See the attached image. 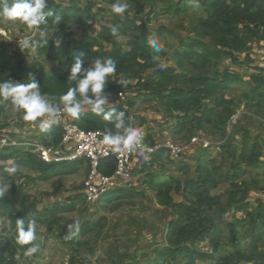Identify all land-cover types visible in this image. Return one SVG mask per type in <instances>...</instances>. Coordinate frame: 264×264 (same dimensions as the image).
Listing matches in <instances>:
<instances>
[{
	"label": "rangeland",
	"instance_id": "374dc122",
	"mask_svg": "<svg viewBox=\"0 0 264 264\" xmlns=\"http://www.w3.org/2000/svg\"><path fill=\"white\" fill-rule=\"evenodd\" d=\"M71 1L47 0V6L51 2L67 7ZM74 1L82 9L90 7L96 17L90 29L73 28L69 40L76 47L88 45L91 52L123 53L130 49L136 37L145 36L146 49L152 52L150 60L157 67L170 65L180 72L176 66V52L193 44L194 39L202 43L207 49L208 65L201 71H192V74L212 80H222L224 76L236 79L217 94L219 99L230 102L232 114L223 121L220 117L224 110L218 106L214 109L218 113L214 117L215 124H199L196 119L201 117L202 108L191 110L187 118L181 119L178 113L165 112L156 101L137 103L134 92L126 93L120 105L126 107L127 101H133L130 113L146 119L154 142H169L181 148L182 154L175 159L163 149L160 156L154 155L146 164L135 166L132 178L124 189H133L141 196L112 202L100 200L89 204L85 201L81 190L90 167L84 160L74 163L76 171L73 174H57L53 169L45 168L43 162L38 161L41 165L36 162L39 159L30 147H0V167L4 170L10 166V161L18 165L17 172L12 176L2 170L4 175H0V187L8 186L3 195L23 198L24 207H33L44 213L46 219L43 223L36 221L38 239L34 243L39 245V250L32 255L15 250L13 257L5 255L10 261L4 264H216L215 260L231 248L230 237L243 236L245 240L242 243L249 241L248 235L239 226L241 221H248L237 205L243 193L247 192L244 204L249 210L255 209L259 202L264 203V176L250 163L239 159L240 153H243L242 142L246 140L247 148L253 149L254 155L264 163V108L254 107L245 98L255 87L252 73L261 72L264 75V57L258 52L264 42L248 39L246 48L234 54L238 59V63L234 64L228 57L218 55V49L209 39L197 35L196 25L205 16L196 0H127L129 7L123 15L110 11V5L117 0ZM127 20L145 25L146 32L140 35L135 30L123 31L122 23ZM113 26L118 28L115 35L111 32ZM41 31L52 41L61 37V42L66 38L59 31L28 29L19 20L0 18V33L3 34L0 36L8 38V42L1 44L0 51L10 63L13 61V65L20 64L23 51L29 52L31 67L36 66L50 73L58 65L57 61L50 62L45 56H36L32 46L24 47L25 41H34L41 36ZM152 40L162 46L161 53L153 51ZM196 51L202 52L203 48L199 47ZM93 59L94 62L106 57L94 56ZM188 68L184 66L183 70L187 72ZM187 73L190 74V71ZM128 81L134 83L131 78ZM209 101L202 102V106L210 107ZM113 102L108 98L104 108L116 104ZM81 112H91L90 106H85ZM20 117L21 113L9 100L0 98V137L4 135L13 139L12 143L17 141L19 144L30 141L32 135L22 132L27 124L34 121L26 122ZM183 120L186 123L183 131L173 134L174 127ZM227 145L236 151L235 157H230L225 151ZM74 148L73 145L72 150ZM66 151L71 152V149ZM201 155L207 167H216L226 178L216 182L210 190L213 199L210 205L196 207L193 238L181 241L177 246L168 244L167 232L179 222L180 216L175 207L166 208L157 204L156 191L148 185L146 174L153 176L155 183H166L172 178L182 186L186 179H198L196 167ZM181 166L185 168L181 169ZM182 194V189L172 192L174 203L185 205ZM15 203L19 206L17 201ZM71 206L73 210H63ZM77 220L79 231L72 235L70 226ZM213 229H219L218 236ZM12 234L6 217L0 212V242L10 239ZM260 251L264 253V244H260Z\"/></svg>",
	"mask_w": 264,
	"mask_h": 264
},
{
	"label": "trees",
	"instance_id": "16d2710c",
	"mask_svg": "<svg viewBox=\"0 0 264 264\" xmlns=\"http://www.w3.org/2000/svg\"><path fill=\"white\" fill-rule=\"evenodd\" d=\"M152 1L158 2L159 0ZM196 2L205 16L198 21L196 33L202 39H209L218 49V55L226 56L236 64L238 59L234 54L246 48L248 39L264 42V0H196ZM184 7L186 6L184 5ZM47 10H52L55 14L62 16L63 19L57 25L53 23L55 16L48 17L47 22L40 26V30L50 31L55 28L56 31L61 32L62 35L64 34L66 38H63L57 44L49 37H37L34 40L35 54L36 56H45V59L50 62L57 61L58 65L50 73H46L42 69L36 68V66L28 69L20 65L14 67L0 51V81L12 80L20 83L25 81L24 83H27L28 79L34 77L40 84L41 92L52 97V103L55 104L59 103V97L66 93L69 87L75 86V82H70L67 79L75 57L80 56L84 61L83 67L87 68L94 63V56H104L106 59L112 58L116 62V72L108 78L109 80L106 82L104 90L108 94V98L114 101L113 103L116 102L119 94H131V92H134L137 103L156 101L165 112L169 114L178 113L182 116L180 117L181 119H185L191 110H200L202 108L201 117L196 119L199 124H215L214 117L218 113L214 109L218 106H222L224 110L220 118L223 121L230 118L232 114L230 102L226 99H219L217 94L236 79L224 76L222 80H212L202 75L192 74V71H201L206 67L209 60L207 49L196 39L193 40L194 43L190 46H186L185 49L176 52V66L181 70L177 72L175 67H157L150 60L152 52L146 49L145 36L139 39L136 37L130 49L123 53L91 52V48H88V45L82 47L73 46L69 40L72 29L75 27L90 29L96 17L95 13L90 7L85 9L77 7L74 0L67 7H60L49 2L45 11ZM122 27L123 31L135 30L140 35L146 32L145 25H137L133 21H123ZM197 35L196 37H198ZM142 38L143 40H141ZM45 40H47V44L43 43ZM199 47H202L204 52L196 51ZM184 66L189 67L190 74L187 73L188 70L187 72L183 70ZM148 70L152 71V73L148 74ZM128 78L133 79L134 83H129ZM121 80L127 81V83L119 84ZM251 80L255 87L245 98L254 107L264 108V75H261V72L252 73ZM89 95L91 94L89 93ZM206 100H210V107L202 106V102ZM133 106V101H127L126 107L114 104L104 108V113L99 115L92 112L81 113L80 118L75 119L74 123L84 131L101 130L105 133L111 132L115 134L118 131L114 126L116 114L123 111L125 113V126L141 128L143 131V139L141 141L145 146L153 147L155 142L148 132L147 121L139 114L130 113V109ZM112 109L116 110L112 119L104 120V115ZM185 124L184 120L178 123L172 133H181ZM62 134L63 130L59 125H52L41 133L40 141L45 145L56 147L61 142ZM247 146V141H243L241 145L243 153H240L239 159L242 162L250 163L264 176L263 161L254 155L253 149H248ZM226 147L225 151H228L229 156L235 157L236 151L231 149L230 145ZM163 151V149H160L155 155L158 157ZM38 161L42 163L40 160L36 162ZM74 166V163H44L45 168L48 170L53 169L52 171L57 174H73L76 171ZM114 168L113 161H102L98 165L99 171L105 176H111ZM184 168V166H181V169ZM2 170L3 168L0 167L1 176L4 175ZM196 170L198 179L196 181L186 179L182 186L172 178L166 183H155L156 179L146 174L148 185L156 191L157 204L166 208L175 207L180 216L179 222L167 232L166 240L168 244L177 246L181 241L193 238V230L197 222L194 216L196 207L198 209L201 204L202 206L204 204L210 205L211 200H213L209 194L210 190L215 187L216 182L226 178L216 167L214 169L207 167V162L203 155L198 159ZM181 189L185 205L174 203L171 195L172 192H178ZM246 194L247 192L245 191L237 205L238 210L244 213L248 221L245 223L241 221V225L239 223L238 225L243 229V233L248 235L249 241L242 243L241 241L245 240L243 236L230 237L229 244L231 248L215 260L216 264H264V253L260 251V244H264V203L259 202L255 209L249 210L244 204L247 197ZM135 196H141V193L135 192L133 189H120L104 196L101 201L112 202L134 198ZM74 199H77V197ZM16 201L19 206L16 205ZM24 203V199L16 195L11 198L5 195L0 197V212L6 217L13 233L10 239L0 242V264L10 261L5 257L6 254L13 257L16 254L15 250L25 252L26 248L31 246H22L16 242L17 218H24L26 222L32 219L40 223L46 220L43 217L44 213L36 211L33 207H24ZM63 210L71 211L73 208L71 206ZM213 233L218 236L219 229H213ZM186 252L185 255L187 254Z\"/></svg>",
	"mask_w": 264,
	"mask_h": 264
},
{
	"label": "clouds",
	"instance_id": "9594fccd",
	"mask_svg": "<svg viewBox=\"0 0 264 264\" xmlns=\"http://www.w3.org/2000/svg\"><path fill=\"white\" fill-rule=\"evenodd\" d=\"M129 4L117 2L110 5V11L115 15H123L128 10ZM47 0H0V18L7 21H21L26 24L28 29L39 30L41 25L47 22V18L55 16L54 24H59L63 19L62 16L55 14L52 10H47ZM56 29H51L55 32ZM118 28H111L112 34H116ZM40 35H45L41 31ZM60 43L59 38L55 41ZM47 44V40L43 42ZM151 45L155 53H161L163 48L152 40ZM30 45L29 41L24 42V47ZM84 61L80 56L75 57L74 63L70 67L67 79L75 82V86L69 87L67 92L59 97V103H52V97L41 92L38 80L34 77L28 79L27 83H19L12 80L0 81V98L9 100L14 109L21 113V119L26 122L36 121L41 117L55 118L56 115L63 111L73 119H79L82 109L90 106L91 112L97 115L104 113V106L108 102V94L105 93L106 82L108 78L116 72V62L112 58L105 60L96 59L89 67H83ZM127 81H119V84H126ZM89 93L91 95H89ZM62 105V108H61ZM116 110L112 109L104 115V120H110ZM125 113L123 111L116 114L115 128L118 130L115 134L106 132L103 135V143L113 146L116 151H129L139 144L143 139L142 129L136 126H125ZM49 127L48 123L41 122V130ZM152 151V149H148ZM10 166L3 171L9 176L14 175L18 170L15 161H10ZM8 189L7 185L0 187V197ZM79 220L71 227L72 235L79 231ZM16 242L19 245H31L26 248V255H32L39 250V245L34 241L38 239L36 234V221L24 218L16 219ZM70 238V237H69Z\"/></svg>",
	"mask_w": 264,
	"mask_h": 264
},
{
	"label": "built area",
	"instance_id": "2783aa9c",
	"mask_svg": "<svg viewBox=\"0 0 264 264\" xmlns=\"http://www.w3.org/2000/svg\"><path fill=\"white\" fill-rule=\"evenodd\" d=\"M258 52L264 57V45L259 48ZM124 95L119 94L115 103L122 104V101L125 100ZM51 120L54 125H59L63 130L62 139L58 146H48L40 140L24 141L20 144L17 141L12 143L13 139L3 135L0 137V147H30L32 153L46 164H72L86 161L90 170L83 182L81 194L89 204H95L104 196L124 189L127 182L132 178V169L151 161L158 150H167L175 159L182 154L181 148L169 142L155 143L153 147H147L140 141L131 152L116 151L113 146L102 142L105 132L101 130L84 131L74 123L75 119L63 111H60ZM73 145L75 148L72 150ZM69 148L71 149L70 153L66 151ZM149 148L152 151H148ZM102 161L114 162L115 168L111 176H105L99 171L98 165Z\"/></svg>",
	"mask_w": 264,
	"mask_h": 264
},
{
	"label": "crops",
	"instance_id": "0c3cea01",
	"mask_svg": "<svg viewBox=\"0 0 264 264\" xmlns=\"http://www.w3.org/2000/svg\"><path fill=\"white\" fill-rule=\"evenodd\" d=\"M1 35H3L2 33H0ZM6 42H8V38L7 37H2V36H0V46H1V44H4V43H6ZM30 43V45H34V41H30L29 42ZM29 47H31V46H29ZM28 47V48H29ZM33 48V47H32ZM26 50V49H25ZM23 55H24V57H23ZM20 64H17V63H15V65H13V61H11V65L12 66H14V67H17V66H22V67H24V68H26V69H28V68H30L31 67V64H32V62H30V59H29V52H24L23 51V54H22V56L20 57ZM167 67H172V66H170V65H166ZM162 67H164V66H162ZM47 73V72H46ZM107 108V107H106ZM82 113V112H81ZM45 122V123H48L49 124V127L50 126H52V125H54V123H53V121L51 120V118H49V117H47V116H45V117H41V118H39L37 121H34V122H32V123H30V124H27V126L25 127V131L24 132H22L23 134L25 133V134H30V135H32V137H30V140H40V135H41V133L42 132H44L45 130H41V128H40V123L41 122ZM27 127H29V129H27ZM48 127V128H49ZM47 128V129H48Z\"/></svg>",
	"mask_w": 264,
	"mask_h": 264
}]
</instances>
